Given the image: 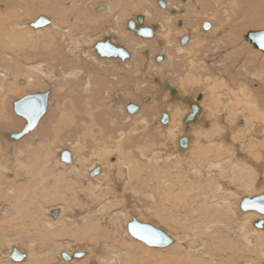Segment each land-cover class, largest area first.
Segmentation results:
<instances>
[{"label":"bare ground","instance_id":"1","mask_svg":"<svg viewBox=\"0 0 264 264\" xmlns=\"http://www.w3.org/2000/svg\"><path fill=\"white\" fill-rule=\"evenodd\" d=\"M5 1H7L5 9L7 8L10 10L11 7L17 9L16 14H14V13L11 14L7 11L9 13V16H5L6 18H0V56L2 54L6 55V59L11 60L10 61L11 64L9 63L10 65L15 66L16 68H20V67H18L19 65L16 66V63H15L17 61L18 53H20V48L18 50V53H17V49H12V48H16L17 43H19V41L15 42V38L20 33L24 37V39L21 41L23 42L26 40L27 41L26 44H28L29 43L28 40H32V38H34L35 36L38 37V36L42 35L43 33L46 34V32H48L49 30H55V31L57 30L56 33H58V34L60 33V40L63 44V45H59V46H61L62 48L59 47L60 50L57 54L56 53H49V54L47 53V55L48 56L53 55L54 58L59 59L58 61L60 62L59 63L60 65H57V66H61V67H58V68H61V75L65 76L68 79L78 78L80 83H82L84 85V88H86L85 92L87 94L91 93V92L93 93V91H95V90H93L95 88V86L93 88V84H94L93 79H97L95 81L100 80V81H98V85H100V86L97 85L98 87H96V88H100V91H102L103 89L105 90V88L103 86L102 87L103 89H102L101 84L105 85V83L109 80L110 76L113 77L114 79L118 77V79L121 82L122 81L124 82L125 77H128V76L133 77L132 75H127V76L123 75V74H125V72L127 74L129 66L132 65L133 68H135L137 66V63L134 61L135 57H134V59L132 58V56L134 54H131L130 48H127L126 46H124L127 50L129 49V52H130V57L126 58V59H122L119 56L117 57V56L101 55L97 52V50L95 48V45L97 44V42L104 41V40H106V38H109L111 40V42L115 43L118 46H122L121 44L117 43L118 39L121 42L125 39V37H124L125 32L119 30L120 29L119 24H122V23L121 22L118 23V21H120L119 17L121 15L119 16L117 14L118 13L120 14V12L117 10V8H115L116 5L114 7L113 5L110 4L112 1L110 3H107V4L106 3H100L102 5H97V6L91 5L96 10H98V12L100 10V7L104 6V8L102 9L104 11L100 10V13L98 15V21H97V18H95L96 17V15H95L94 18L89 17L90 18V19H88L89 22L94 23L92 26L96 27V28L98 27L99 29L100 28L102 29L103 25L104 26L107 25V29L104 31L100 30L101 32L98 35H95V38L93 37V40H95L93 42H92V40L90 42L84 41L86 38L84 40H82L83 39L82 36L80 37L78 35L79 36L78 41H75L78 43H75L73 41L74 39L72 38V35L68 34L69 28L68 27L66 28L63 24H64L65 16L68 14V11H69V13H73L74 11L77 13L78 18H79V23H82V21L86 20V18L88 17V15H86V13L89 9L86 10V13L84 12V6L86 8L87 4H88V3L86 4L84 2L85 1L87 2V0H5ZM78 1H80L79 5H78ZM165 1L167 3L166 8H163L162 6H160L158 0L156 3L159 4V6L161 8L168 9L170 13L172 12V10H175V12H172L174 17L171 15H169L170 16L169 18L166 17L167 20H170V21H168V23L169 22L173 23V22H175L176 19L178 20V18L182 19L180 21L182 22L183 26H179L182 29L179 31V35L177 37L179 42H178L177 47L176 46H175L176 48L174 47L176 49L175 55L177 58L180 59V60L177 59L176 61H178V60L181 61V57H182L181 54L187 52V55H189L188 53L190 51V53L193 52V54H191V55H193V57L190 56V58L187 59L188 60L187 65H188V67H190V71L192 70V68L195 69V68H198L199 66L203 67L202 65H199L197 67L196 64L198 63V60L203 59V61L206 62V60H209L208 57H210V56H211V58H213L212 61H210V63L213 66V68L215 67L217 72L221 71V70L220 71L218 70V67L220 68V65H223V64H224V67H226V68H224V71H226L227 68L229 70H231L232 66H230V67L228 66L230 63L227 60L234 57V54L237 53V51H239L238 53H244L245 47H241V48L235 47L234 53L232 55H230V57L224 56L222 53L220 54L221 47L219 44L213 46V45H211L212 44V42H211V44L209 45L210 50L205 49L207 46L206 43L207 42L209 43V41L206 40V43H205V41L203 42V36L198 37L196 35L197 32H195L196 29L194 30L193 28L192 29L190 28V27H192V24L189 22V21H191L189 19L190 17L188 16L189 11H188V14H186L188 9L186 10L183 7L181 8L180 4L177 5V6H179V7H177L173 4L172 1H171V3L169 0L168 1L165 0ZM187 1H188V3H191V5H193L194 8L191 5L190 6L194 10H196V8L198 9V12H196L197 10L193 11V12H196L195 17H194L195 20H197V19L199 20V18H202L200 20V22L203 23L204 18L205 19L210 18V16H211L213 19H215L214 22L211 21L212 27L211 26L209 27L210 30L206 31V30L201 29V27H200L201 33L203 35L205 34L206 37H207V35H209L213 32H215L216 34L222 32V34H223L222 29H225L226 27H231L230 28L231 33L234 32L235 34H237L238 30H242L246 27H251V26L258 25V24L260 25L261 23L264 22V21H259L260 17L264 20V0H229L231 3H230V8L228 10L225 9L224 6L222 5L223 3L226 4L225 1H227V0H223V1H221V0H186V2ZM67 2H68L69 6H64V5H63L64 7L58 6L59 4H62V3L64 4ZM1 4H2V2H1ZM148 5L149 4H147V6ZM2 6H3V4H2ZM137 6H139V5L137 4ZM143 7H144V2H143ZM236 7L238 9H236ZM61 8H62V10H61ZM113 8L116 9L115 14L112 13V12H114ZM185 8H188V7H185ZM35 10H37L38 13L40 11V12L50 13L52 15H56L55 13H60L62 15L56 16L57 17L56 19H55V17L47 16L50 20L49 23L47 25L39 26V27L38 26L37 27L32 26L31 23L33 21L32 22H26V21L23 22L24 19L22 21L21 18H20L21 21L19 20V15L21 17L22 13L32 14V12H35ZM121 12H122V9H121ZM143 12H145V11H143ZM143 12H142V14L135 15L136 19H134L138 22V19H137L138 15H143L145 20L140 25L142 27L147 26L146 19L147 18L149 19V17H147L148 12H145L146 15L143 14ZM158 12H160V11H158ZM158 12L155 11V14H153L155 16L154 19L159 20L158 19L159 16H163V14L161 12L160 13H158ZM220 12L223 13V15H221ZM0 13H2V12H0ZM8 13H6V15ZM109 13L113 14V21L112 22H104L106 20H101L99 22V19L104 18L103 15L106 16ZM174 13H176V15ZM3 14H4V12H3ZM112 14H111V16H112ZM225 14H226V16H225ZM0 15H1V17H3L2 14H0ZM10 15H12V16H10ZM46 15H40V16H46ZM40 16L35 18L34 21H36ZM230 16L232 17L233 21L236 24L232 23L231 26H225L226 23L227 24L229 23L227 21H229L228 19H230L229 18ZM106 17H108V16H106ZM123 17H124V15H123ZM150 17H153V16L151 15ZM156 17H158V18H156ZM70 18L72 19V17H70ZM70 18H68V19H70ZM240 19L242 21H238ZM66 20H67V18H66ZM129 20H131V19H128L127 26H128ZM149 20H151V19H149ZM163 20H165V19L163 18ZM198 20H197V22H198ZM107 21H110V20L108 19ZM200 22H198V23L200 24ZM75 23H74V25L77 27V23L76 24ZM125 23H126V21H125ZM164 23L166 24V22H164ZM86 24H88V22H86ZM166 25L168 26V27L166 26L168 28V30L166 29V32H168V31H170L169 30L170 24L169 25L166 24ZM28 26H30L31 28H29ZM78 26H79V24H78ZM157 26L160 29V28L164 27V24L159 22V23H157V25H155L156 28H158ZM199 26H201V25H199ZM33 27L37 28V29H33ZM84 27H86V26H84ZM150 27L152 28V27H154V25L150 26ZM180 28H178V30ZM197 28H199V27H197ZM86 29H88V27ZM83 30H85V29H83ZM124 30H126V29H124ZM175 30H177V28ZM262 30H264V29H262ZM251 31H257V30H251ZM251 31H249V32H251ZM86 32H87V30H86ZM154 32H155V30L153 29V35H154ZM172 33L173 32H171V34ZM171 34L164 36V38H162V40H159V38L157 37V34L154 37V38L157 37L156 40L154 38H151V37H146L147 39L143 38L145 40H141V44H143V45L145 44L143 47L148 46L149 48H147V49L150 50V51H147V55H145V56H147L148 59H147V61L144 62V66L149 67L150 62L152 61L150 59V56H151V52L153 50H151L150 48L155 46L156 42L158 41L157 43H159V46H161V49L163 50V47H165V46L171 44V42H173V40L170 36ZM220 34H219V36H220ZM22 35H20V36L22 37ZM117 36H118V39L116 38ZM52 37L55 38L54 35ZM121 37H123L122 40H121ZM220 38L223 39V37H221V36H220ZM19 39H20V37H19ZM148 39H152V40H148ZM185 39H187V41H188L187 43L182 42V40H185ZM211 39L213 40V38H211ZM3 40L4 41L7 40V44ZM129 40H130V38H129ZM120 41H118V42H120ZM52 42H54V40H52ZM131 42L133 43V41H131ZM217 42H218V40H217ZM21 44H23V43H21ZM32 44H35V43H32ZM221 44H222V42H221ZM10 46H12V47H10ZM63 46L67 47L66 51H65L66 53H63L64 52ZM88 46H90L92 48L93 53L89 52L90 48H88L89 53L87 52L86 49ZM18 47H19V45H18ZM130 47H131V45H130ZM5 48H7V50L8 49H11V50L6 51ZM21 48H23V47H21ZM32 49H34V48H32ZM145 49H146V47H145ZM257 49H259V48H257ZM134 50H132V51H134ZM167 50L169 51V49H167ZM259 50H261V49H259ZM231 51L229 54H231L233 52V51L232 52ZM214 52H217L219 55H215L214 57H212ZM59 54H60V56H59ZM170 54H169V56H167V54L162 52V53L156 54L155 59L154 58L153 59L157 62V58L162 57V60L163 59L165 60V61H163V64H164L166 61H168L167 58L171 57ZM47 55L45 57H47ZM28 57H31V56H28ZM50 58H51V56H50ZM35 59H36V57H35ZM232 59H234V58H232ZM261 59H262L261 62H259L260 59L255 60V57L247 55L245 57V62H249L250 64H252L251 66H253V67H256V66L258 67V68H256V70L253 73L252 72L251 73L253 74V78L256 81H258L257 83H260V85L263 86L262 88L264 89V55ZM162 60H158V61H162ZM27 61L28 60H26V62ZM142 61H144V60L142 59ZM230 61H232V60H230ZM238 62L239 63L237 64V66H239L238 67L239 72L241 73L242 71H245V68H247L248 66L246 64L242 63V58H241V60H238ZM2 63H4V62H2ZM2 63L0 60V142H2L1 136H4L5 133L8 136L9 134H16V133L20 132V131H17L18 127H19L18 126L19 120L17 117H15V116L10 117L8 114L10 120H7V121L4 120L6 111L9 110V107H8L9 101H7V100H8V96L10 95V92L12 93L15 90H16L15 92H19L21 90H24L26 87L29 88L28 87L29 85L31 88H33L34 86L38 85L37 83L40 80L41 81H48L50 79L49 82L51 83V80H53L51 75L54 76V74L49 73V71H47L48 74L46 73V71L44 70V67H43L45 64H43L41 61L40 62L36 61L35 63L34 62L33 63H29V62L25 63V65L23 66L24 70L22 72H20V71L18 72L13 67H10V65H5ZM86 63H89V65L91 64V66L93 65L96 69L95 68H93V69L89 68V70H88V68L85 66ZM204 64L205 63H203V65ZM161 65H160V67H162ZM205 65H207V64H205ZM233 66H235V65H233ZM72 67H74V69H72ZM208 67L209 66H207V68ZM236 67H235V69H237ZM21 68H22V66H21ZM139 68H136V69L138 70ZM183 68H184V66H183ZM47 69L48 68H46V70ZM130 69H129V71H130ZM145 69L146 68H143L142 71ZM194 69H193V71H194ZM204 69H206V68H204ZM228 69H227V71H228ZM104 70L109 75V77H107V75L104 76L102 74L103 73L102 71H104ZM133 70H132V72H133ZM207 70H209V69H207ZM148 71H149V69H147L146 72H148ZM95 72H98V75H96V76H98L97 78L93 77L94 76L93 74ZM166 72L168 73V71H166ZM195 72L194 73L191 72V73H193V75H194ZM138 73H139V71H138ZM186 73H187V71H186ZM203 73H201V74H203ZM228 73H230V72H228ZM128 74H129V72H128ZM201 74L200 75L198 74V77L201 76ZM238 74H235V75H238ZM170 75H171V73H170ZM172 75H173V73H172ZM193 75L191 74V76H193ZM134 76H135V74H134ZM191 76L188 74L183 75L181 82L183 80L185 82H188L191 88L193 87L194 83H196V82L199 84V83H201V81H203L202 83L204 86L207 84L204 81L205 79L201 80L203 75L201 76L200 79H198V77H197L198 81L196 80V77H195L196 82L194 81V78L191 79ZM206 76H208V75H206ZM249 76H251V74ZM210 77H212V74L210 75ZM213 77H215V74ZM238 77L240 78L241 76H238ZM244 77L246 78V76H244ZM82 78H85V79H82ZM221 78L223 79L224 77L222 76ZM248 78H250V77H248ZM129 79H131V78H129ZM135 79L138 80V78H136V77H135ZM234 79H237V78H233L232 81H234ZM116 80H114V81H116ZM140 80H142V79H140ZM140 80H139L138 84H133V85L128 84L127 87L120 88L117 91L114 90V91H116L117 95L119 93L122 94L120 97V100H117V101H119V102H117V109L118 110L123 112V109L125 106L123 104L124 105V106L122 105L123 108L121 107V104L123 103V102H121V100L123 99V95L126 96L124 99L127 98L126 100L129 99V101H130V98H132L134 100L136 99V97L133 95H135L136 92L140 91L139 90L140 89L139 84H141V82H142ZM211 80H212V78H211ZM219 80H218V83L221 84V81H223V80H220V81ZM228 80H230V79L228 78ZM246 80L247 79H245V82H246ZM208 81H209V78H207L206 82H208ZM159 82H158L159 84L157 83V85H160L159 88L161 87V89H164L162 87L163 83H167L169 85V88H166L168 90L166 94H167L168 98H169V96H171L170 100H178V101L180 100V101H179V103L175 104L176 107L169 109V104H171V103H168V105L166 104V102L169 99H167V101L165 100V103L161 101V103L157 104V103H154L155 99L153 98V96L145 97L144 94L140 95L141 96L140 99L143 97V100L145 99V101H149V102L148 103L144 102L146 105L140 103V105H139L140 110L136 111V112H138V111L139 112L136 114L134 112V115H132L133 114L132 113L127 118L132 119V118H135L137 115L142 116L143 117V122H142L143 127H137L135 123L134 124L131 122L128 123L127 121H126V124L120 123V121H116L117 116H118V113H117L118 111L116 110L117 112H115V110L113 109V107L116 104L111 105L112 103L109 102L110 105L107 104V106L108 105L109 106L106 107V109L103 110V108H102L100 110L93 111L95 109H98V108H96V106H95V108L92 109V107L95 105V103H94V105H93V103L89 104L88 103L89 100H85L82 98L83 100H85L84 102L82 101L83 104L88 103L87 106L86 105L84 106L82 103H81L82 106H78V107H82V108H80V110L78 109L79 112L81 111L80 113L82 115L75 109H73L72 112L75 111L76 113H78V114H76V115L74 114V115L78 117V118H76L77 121L79 120V122L83 123V125L85 127L82 124H80L83 126L82 129L73 128L76 130H73V131L70 130V132L72 134H74L73 136L75 137V135L77 134L78 131H81V130L84 131L85 130V132H86V130H88L90 132L89 136H91V138L94 140V141L93 140L92 141L95 142V144L91 141L92 142L91 148H94V149L91 151L90 154L88 152L87 154L82 153L79 155L77 150L78 149L80 150L81 147H82L81 149H83V146L85 147V145H82L79 142L80 141L85 142V140H87V142H88V140H89L88 139L89 136L87 137L84 135L83 138L85 137V140H81L82 139L81 138L80 141L78 142L79 144H81V147H79L76 150L77 147L75 145L74 146V147H76L75 150H74V148H72L73 150L69 149L72 153L71 154L72 161L70 163L65 162L61 159L60 154H61V151L63 149L60 150V152H59L60 154L57 157H54V160H52V158H53V154H52L53 153V151H52L53 147H52V145H50V146L48 145V147H44V148H47L45 154L42 155V153H43L42 151H41L42 152L41 154H38V153L35 154L37 152V151H35V153H34L35 155H34V154H30L28 152L24 153L19 148L20 144L23 142L22 138H24L25 135L18 140H13V139L8 138V140H9L8 144L10 146L9 147L7 146V148H4V149H1V147H0V197L4 198V200H7V199L9 200L10 197H12L11 193L16 190V186H14V182H16L17 180H19L20 183L23 182V185H20L18 187L21 189L24 188V191H23L24 193H23V196H22V194L19 195L20 200H18L17 205H13L11 210L8 211V215L6 216V217H9L8 223L5 224V222H6L5 221L4 222L5 225L3 226L2 222H1V225H0V245L2 243L1 242L2 239L7 240L8 237H10V236H12L13 238H16L17 241H22L21 236H24L26 238H28V237L32 238L35 235V237L40 239V246H38L39 249L40 248L41 249L46 248L48 246V243H58L59 245L57 247L59 248L60 257H62V252H66L70 255V257H71L70 260H66L63 257H62V259L66 260L68 262H74V263L77 262L75 264H91V263L92 264H149L151 262L154 263L155 261H160L161 263L166 261L167 259H169V257L167 258V256L165 255L166 253L162 254L163 251L161 252V248H159V247H152V246L148 245V247L157 248V249L159 248L158 249V250H160L159 252H151V251H147V250L142 249L145 253H152L153 255L152 254L151 255L154 256V258L156 256L161 257V259L159 258V259H151V260L145 261L146 259L143 258L144 256H142V259H145V260H142L141 256L139 259V257H138L139 255L135 254L134 250H136V249L134 248V245H129V243L127 244L124 242H121L122 244H119L120 242H118L117 239L115 240V238H117V231L119 234V230H118L119 225L116 226V224L113 222L115 219H118L115 216H113L112 220H110V222H109V224H111L113 229H111V230L109 229V231L108 230H102L103 228L101 229V227H104V225L102 224V220H101V217H102L101 214L103 213V211L105 209L108 210V208H106L105 205L107 204V207L108 206L110 207L112 205V200H115L116 197L122 198L124 196L123 186H122V188L121 187L119 188V185H123V184H122V182H121V184H119V182H118V179L120 176H117V174H116L117 167L118 168L121 167L120 170L124 171V173H125V177H122V179L123 178L128 179L129 174L130 173L132 174V170L134 168L133 167L131 170L133 162L136 163V166L138 167V170L136 169L137 167L135 168L137 170V172L133 171L137 175H138V172H140V170L141 171L144 170L143 169L144 167H142V165H144V164H142V163L146 162V167L150 168V171H148V173L150 174V176L153 174V176H152L153 179L155 177V180H156L157 175H159L158 173H159L160 169H162L164 171V176H160V177L164 178V180H163L164 182L161 183L162 187L160 189L161 195H162L161 198L165 199L164 201H166L167 206L169 208H173L174 212H178V210H177L178 206H179V209H180V206H181V208L185 207V209L187 207L189 208V205H187V204H189V203L191 204L194 200L197 199L196 196H198L196 194V196H195L196 199L194 197H192V198H194V200L192 202H190V200L187 198L188 188L186 190L185 187L181 186L182 183L179 185V182H181L183 179L186 178V180H188L190 182V180L188 178L191 179L193 177V180H195V179L201 177V175H202V178H203V175L204 176L205 175H212L213 177L211 176V178H210L211 180H213L212 178H215V179L217 178L220 180V183L218 184L216 182V180L214 179L216 184H218L217 187L215 186L216 188L214 189V191L218 192V194H214L213 197L210 198V196L206 192V195L209 196L207 198H210L209 201L210 202L212 201V202H211V206L209 207V209H207L205 207L202 208V206H201V209L199 210L200 211L199 214L201 215V213H204L205 211L206 212L201 217L198 216V220H200V221H198V220L196 221V224H198V225L195 227L192 226L191 231L188 229H187V231L185 230L183 235H181L182 232L180 233L181 230H179L180 228L182 229V227H180L179 229L176 228L178 230V232L176 231L177 233L175 232L176 234L175 235L173 234L174 236L170 235L172 237L173 241L176 242V245L173 244V242H172V244L165 246V247H162V248H166V249L168 248L167 251H169V253L173 252V251L174 252L178 251L181 254H183V256L175 255L176 258H174L172 255V257H173L172 260H177V263H178V261L181 263H183V262L188 263V261H191L192 263H195V264H202V263L204 264V262L207 260H205L203 262L201 257H200V259L195 258V259H199V261H196L194 258L191 259L190 257H191V255L196 256L195 253L201 252V251L203 252V254H208L209 249L207 250L206 246H207V244L209 245V243L204 241V239L202 237H203V235H206L205 232L207 233V232H213V231L214 232L217 231L219 233L218 235H220V234L222 235V237H219V240H220V248L219 249L222 250V254H223V251H227V250L229 251V250H232L233 248L235 249V251L233 253L234 254L236 253V255H229L231 253V251H230V253L228 255H229V257L230 256L231 257L228 258V256H227L228 264L232 263V262L234 263L236 260V257H237L238 261L240 259H244L245 264H255L256 258L249 256L247 253V252H250L254 256L255 253L253 251H255V252L257 251L256 253H258L257 255H259V258L261 261H262V259L264 260V214H261L257 211H254V210H243L241 208V204H242L244 198H249V197L253 198L252 197L253 193L256 194V191H259V190L263 191L264 190V175L261 173V170H259L262 168L261 167L262 165L264 166V105H263L264 104V98L262 95L263 91H261L259 89H255V90L250 91V90H248L247 86L245 85L247 83L244 84V82H243V85H241V84L238 85V87H239L238 92L239 93H237V94L234 93V90L236 89L235 87H232V89L235 88L232 90L230 85L225 86L227 89H225V87L223 86V88L225 90L223 89L222 91H219V90L214 89L215 90L214 92L212 90V96H210V100H212L213 104L211 103L209 105V107L207 108L206 107L207 104L205 103L206 101L204 102V100H205L204 99V97H205L204 93H202L203 94L202 99L198 100V98H197L198 96L197 97L185 96L186 90L185 91L182 90V88H179L180 86L179 87L174 86L168 80H163V79L159 78ZM185 82H184V84H185ZM125 83H126V81H125ZM210 83H212L211 86H214V88H216V86L214 85L215 83L214 84H213V82H210ZM95 84H96V82H95ZM108 84L106 85L107 87H108ZM118 84H120L119 81H118ZM123 84L121 83V85H123ZM184 84H182V85H184ZM229 84H231V83H229ZM76 85H78V84L76 83ZM208 85H210V84H208ZM222 85H226V84L224 83ZM185 86H186V84H185ZM120 87H122V86H120ZM27 88L25 90H28ZM31 88H29L30 90H28V91H31ZM171 88H175L177 90V94L174 97L171 95ZM110 89L111 88H109L108 89L109 91L106 92V94H107L106 98L108 100H110V98H112L111 93H110ZM217 89H221V87H219V88L217 87ZM35 90H36V88H35ZM97 91H99V89ZM97 91L94 93H97ZM183 91H184V93H183ZM207 91H209V90H207ZM140 92L148 93L144 90H141ZM132 93H133V95H131ZM205 93H207V92L205 91ZM29 94H36V93H29ZM29 94H25L24 96L29 95ZM103 94H105V93H103ZM113 94H115V93L113 92ZM92 95H94V94H92ZM130 95H131V97H130ZM151 95H153V93ZM160 95H161V93H160ZM208 95H209V93H208ZM87 96H85V97L87 98ZM94 96H93V98H94ZM253 96H255V98ZM207 97H206V100H207ZM89 98L90 97L88 96V99ZM93 98H90V99H93ZM82 99H79V100H82ZM94 99L91 102H94L95 101ZM186 99H190V100L187 101ZM15 101L16 100L12 101V103H11L12 105L10 106L11 109H14V102ZM129 101L125 102V104L126 103L130 104ZM163 101H164V99H163ZM102 102H105V99ZM107 102L108 101H106V103ZM181 102L185 103V106H186V104H188L189 106H187V107H189V108L191 106V103L198 104L200 107V110L196 114V120L190 122L189 124L198 122V120L201 119V116L198 117V114L201 113V111L203 112L202 114L206 113L207 116L206 115L204 116L205 120L203 123H201V125L199 127L201 129H199V130H202L200 132H203V134H201V135L209 134L208 137H206V138H203L201 136L199 137L198 135H195L192 132H189L188 128L190 126H189V124H187L185 122V119L192 112V109L190 108L191 111L187 115L184 114L182 116L183 112L185 113V109H184V111H182L184 105L181 108V106H182V105H180ZM259 103L262 105H260ZM91 104H92V106H91ZM135 105H137V104H135ZM166 105H167V108H166ZM249 105L250 106L253 105L254 108H251V107L249 108ZM98 107L100 108V106H98ZM161 112H162V114H161ZM163 112H165L168 115L167 122L161 121V119L163 117ZM1 113L3 114L2 117H1ZM63 113H66V112L63 111ZM128 113H126V114H128ZM176 113H178L177 115L179 118H176ZM79 114H80V116H79ZM238 114L241 115V117H240V119L242 121L240 123L241 125H240V127L237 126V128L236 127L233 128V127H231L230 123H231V121L235 120V119L232 120L233 117L236 118ZM66 115H67V113H66ZM63 116H64V114H63ZM72 116H73V114H72ZM72 116L71 117L69 116L70 117L69 121L71 123H74L71 120L73 118ZM149 116H151V117L147 118ZM119 117H121V115ZM122 117H124V116H122ZM142 117H140V118H142ZM206 117H208V118H206ZM60 118L62 119V115H60ZM64 118L65 117H63L62 120H64ZM197 118H198V120H197ZM66 119H67V117H66ZM140 120H142V119H140ZM26 122H27V120H25L24 126L26 125ZM60 122H62V121H60ZM65 122H66V120H65ZM68 122H66V123H68ZM50 123H51V121L49 123H45V121L42 123V121H39L38 125L35 127L36 130L34 131V132H36V135H38V133L41 132L42 135L45 134L46 139L47 138L49 139ZM183 123H185V125H186L185 129H184ZM55 124H57V125H55ZM55 124H54V129H56L57 132L60 131L59 121L56 122ZM68 124H70V123H68ZM94 124L100 125V126H98V127H100V129L98 130V133H99L98 136L96 135L97 137L95 136V130L92 129L93 127H95ZM77 125H78V122H77ZM69 126H68V128H69ZM138 126H139V124H138ZM98 127L96 126V130L98 129ZM152 128H153V130L155 129L154 131H156L158 129L159 133L158 134L156 133L157 136H153L151 134ZM260 128H261L263 133L259 132ZM1 129H5V130L7 129V131L2 132ZM93 130H94V132H93ZM63 131H60V134ZM239 131L245 132V135L248 133L247 134L248 137L246 140L248 145L251 143L252 144L254 143V145L251 144V146H253L252 148L256 153L255 154V159H256L255 161L251 160V158H249L250 156L249 157H247L246 155L241 156V153H240L241 150L236 149L237 148L236 145H238V147H239V144H236L234 137H235V133H239ZM152 133H154V132H152ZM214 133H217V134H214ZM81 134H82V132H81ZM86 134L88 135V132ZM38 136H40V135H38ZM56 137L60 138L59 136H56ZM86 137H87V139H86ZM54 138L52 141L49 140L48 142L49 143L53 142ZM75 138H77V136ZM75 138H71V139L75 140ZM113 138H116V140H114ZM182 138H188V145L186 147H182L180 145V141ZM112 139L115 142H112ZM226 139H228V141L230 143H226L225 142V141H227ZM78 140H79V138H78ZM78 140H76V141H78ZM46 142H47V140H46ZM55 142H53V143L55 144ZM232 142H234V147L236 146L235 149L233 148V150L231 148V146L233 145ZM69 143H70V141H69ZM167 143H169V145H172L171 151H168L170 148L166 149L168 147V146H166ZM228 144H231V146L229 147ZM241 145H245V144H241ZM41 146H45V145L41 144ZM254 147H255V149H254ZM38 148H40V147H38ZM38 148L36 147V149H38ZM163 148L166 150H164ZM251 149H250V151H251ZM40 150H43V148L42 149L40 148ZM117 150H119L118 153H117ZM125 150L128 151V154L126 153L128 155L127 156L128 160H125L127 157H125L126 155L124 152L123 153L125 155L124 156L125 159L120 154V152L125 151ZM85 151H87V150H85ZM136 151L139 154L138 157L140 158L139 159L140 161L135 157ZM226 151L227 152L233 151L234 156H233V153L231 154L230 152H228L227 154L230 153L229 156L227 155L229 158L226 157L225 156ZM30 152H32V151H30ZM132 152H134V153H132ZM235 153H236V156H238V158L241 159L240 161L246 160L245 158H248V161L250 160V162L255 167H257L258 169L253 168L251 165H248L245 163L240 164L241 162H239L238 159H236ZM4 156L5 157L9 156L10 159H12V160H10L11 162L8 160L5 161ZM112 156H116L114 159L115 161H111L110 158ZM129 157L130 158L135 157V159H137L138 161L132 162L131 159H129ZM6 158L9 159L8 157H6ZM128 161H130V163ZM138 162H139V164H142V165H140L142 167V169H140L141 167L139 166ZM140 162H142V163H140ZM262 162H263V164H262ZM177 166L178 167L180 166L184 172L181 169H179ZM98 167L100 168V173H98L96 176L92 175L94 170ZM115 167H116V169H115ZM174 169L176 171H174ZM171 170H172V172H171ZM257 170H258V172H257ZM262 170H264V168ZM145 171L147 172V170H145ZM262 172L264 173V171H262ZM11 174L14 176V179H10L12 177V176H10ZM140 175L144 176L146 174H144V175L140 174ZM140 175H139V177H140ZM216 175H217V177H216ZM134 176L135 175H133V177ZM258 176H259V178H258ZM145 177H147V175ZM9 179L11 181H9ZM137 179H139V178L137 177ZM151 179L152 178H149V180H151ZM158 180H159V178H158ZM161 180H160V182H161ZM47 181L49 182L48 185L45 184ZM120 181H121V179H120ZM142 181H143V179H142ZM146 182H147V180H146ZM203 182L207 183L208 180L207 181L204 180ZM258 183H260V184L258 185ZM125 184L130 185V183H128V182L127 183L125 182ZM143 184H142V186H143ZM157 184H158V182H157ZM186 184H187V181H186ZM192 184H193V182L191 181L190 185L192 186ZM195 184H197V183H195ZM216 184H214V185H216ZM255 184L257 187H259V189L255 186ZM86 185H88V186H86ZM114 185H117L116 186L117 189H115V191L118 190L119 193L117 192L118 194L116 196L115 195L110 196L109 194H110V192H112V190H110L109 188L113 189ZM129 185H128V188L130 189ZM198 185H199V181H198ZM211 185H213V183H211ZM36 186H39V188L41 187L44 189L46 187L50 188L49 195L52 196L51 199H53V200L49 201V202L52 204L53 202L55 203L57 201L58 202L60 201L61 204L59 205V207H57L55 209H52L53 207L49 208L50 206L46 207L47 204H44L42 202L44 200L43 198H44L45 194H44L43 198H41L42 200H40V198L38 199L37 195H38L39 191H41L42 189L41 190L39 189V191H37ZM204 186H205V184H204ZM206 186H205V189H207ZM156 187H155V189L158 190ZM197 187L200 189L201 186H197ZM133 188H135V187H133ZM149 188L146 189L145 195H143L144 193L141 194V195H143L141 197V199H142L141 202L145 201L144 203H141V204H143L144 206L149 205L148 208L151 209L154 206H156L157 202L159 201L158 198H160V197H158V196H160V194L156 195L157 191H156V193H154V191L149 189ZM212 188H214V186ZM6 189L9 192L7 191V194L5 195L4 190H6ZM192 189L194 190V188L191 187V189L188 190V192L189 191L191 192ZM138 190H140V188ZM18 191H19V189H18ZM131 191H132V188H131ZM131 191H130V194L132 192H134V191H132V192ZM80 192H82V195L84 192L85 195L87 196V198L92 201V205H91V207H88V210L89 211L93 210L96 218H93L91 215L89 216L90 222H89V225L87 223V225H88L87 228H86V226L84 228L81 226V228H83V229H81L80 227H78V228H80V229H78L76 224H75L76 228H73L74 230L73 229L72 230L74 232L75 229H76V231L78 229L79 230L78 232H80V233L77 232L80 235V236H78L77 233L71 234L70 229H69V231H67L66 229H64L65 227H63V226H62L63 228L59 227V223H57V222L58 221L61 222L64 219L63 213H67L66 218L68 217V219L72 220L73 215H74L73 212L75 211L74 206L77 205L79 202L78 201L76 204L75 201L78 200V193H80ZM190 192H189V194H190ZM40 193H42V192H40ZM127 193H128V191H127ZM127 193L125 192V194H127ZM137 193H139V191ZM7 195H9V196L7 197ZM134 195H133V199H134ZM136 195H138V194H136ZM20 196H22V197L20 198ZM50 196H49V198H50ZM257 196H260V195H257ZM25 197L28 198V201H26ZM254 197H256V196H254ZM2 198H1V200H2ZM126 198L129 199L130 195H129V197H128V195H127V197L126 196L124 197V199H126ZM13 199H14V197H13ZM37 199L39 200V202L37 201ZM190 199H191V196H190ZM202 200H205V198H203ZM2 202H3V200H2ZM16 202H17V200H16ZM118 202H120V200ZM133 203L135 204V202H133ZM139 203H140V201H139ZM164 203L165 202H163V204ZM118 204H121V203H118ZM137 204H138V202H137ZM163 204H162V206L164 207ZM61 205H63V206L61 207ZM131 205H132V203H131ZM195 205H197V204H195ZM130 206H128V208H130ZM205 206L207 207V205H205ZM66 207H67V209H70L69 213H68V211L65 212ZM83 208L81 207V209H83ZM157 208H158V206H157ZM188 208L186 210H188ZM199 208H200V206H199ZM218 208L221 209L222 217H220V216H219L220 218L218 216L214 217L215 216L214 213H213L214 214L213 218L210 216L212 214L206 216L207 212H209L211 210L213 212L215 209L216 210L214 212H216ZM142 209H140V210H142ZM155 209H156V207H155ZM159 209L161 211L160 207H159ZM185 209H183V210H185ZM192 209H193V205H192ZM194 209H196V208H194ZM54 210H56L57 214L53 215L54 218L52 219L49 217V215H47V212L51 211L53 214ZM168 210H170V209H168ZM79 211H80V209H79ZM84 211H81L80 214H84L85 213ZM127 211L129 212L130 210H127ZM127 211H125V212H127ZM132 211H134V210H132ZM153 211H154V209H153ZM162 211H163V209H162ZM164 211H163V213H164ZM196 211H197V209H196ZM2 212H3L2 204L0 203V216L2 215ZM125 212H124V214H127ZM140 212H142V211H140ZM191 212H188V213H191ZM166 213H168V212H166ZM181 213L183 214V212H181ZM120 214H121V211H120ZM142 214H143V212H142ZM169 214L170 213H168L167 216H170ZM217 214H218V211H217L216 215ZM104 215L105 214H103V217H104ZM109 215H111V214H109ZM109 215H108V217H110ZM219 215H221V213H219ZM121 216H125V215H121ZM129 216H131V214ZM188 216H192V213H191V215L188 214ZM205 216L207 217V219L205 218ZM208 216H210L211 219H208ZM6 217H5V219H7ZM177 217L180 218L179 216H177ZM192 217H194V216H192ZM61 218H63V219H61ZM97 218H99V219H97ZM165 218H167V217H165ZM259 218L260 219L262 218L261 221ZM128 219L129 218H126V216H125V218H123V225L120 226L122 228H124V226H125L127 228V231H128L127 226H128V222H129ZM171 219H172V217H171ZM204 219L208 220V223H206V224L204 223L203 224L204 226H203L201 223H203L202 220H204ZM257 219H259L258 221L263 223L261 226H258L259 222L257 221ZM77 220H79V219H77ZM167 220H168V218L166 219V221ZM215 220L216 221L219 220V221L216 222ZM72 221H70V222H72ZM105 221H106V219H105ZM107 221H108V219H107ZM107 221H106V223H107ZM172 221H174L177 225H178V223H180L179 220H177V219L176 220L172 219ZM64 222L65 221H63V223ZM209 222H211V223L209 224ZM73 223H76V220ZM167 223H169V222L167 221ZM78 225H79V223H78ZM56 226H57V229L55 231H52ZM255 226H256V228H255ZM186 228H187V226H186ZM201 229H203V230H201ZM6 232L9 234L7 235ZM128 234H130L129 231H128ZM214 235H216V234H214ZM101 236L103 238L106 236H109L107 238L110 239V237H111L114 239V240L112 239V241L111 240L109 241V242H111V245H112L111 249H106L105 248L106 246L104 245V249L101 250L103 253L101 251H99L101 249V245H102V243L100 241L101 239H99ZM130 236H132V235L130 234ZM214 238H215V236H214ZM212 240H213V238H212ZM212 240H211V243H213ZM219 240H218V242H219ZM72 241H74V242L75 241H81V242H84V241L87 242L88 241V246L90 247L89 250H87V249L77 250V251L84 252L83 257H80V258H74L73 257V253L76 251L71 252L70 249L68 248L69 244H71ZM131 244H133V242ZM17 245L14 242H12V240L8 241V247L9 248L6 251L7 248L5 247V252L0 250V253H1L0 257L1 258L8 257L9 259L15 261L14 263L12 262V264H15L16 262H20V261H25V262L18 263V264H25L26 261H28L29 256L31 254L30 250H28V252H27V251L19 248V245L18 246ZM178 245H180V247ZM213 245H215V243ZM217 245H218V243H217ZM30 246H31L30 248L35 251V242L33 240L30 241ZM102 247H103V245H102ZM200 247H203V249L197 250V248H200ZM208 247H210V246H208ZM15 248L19 249V251L21 253H23V255H24L23 259L15 260V259L11 258V256H10L11 252ZM80 248H84V247H80ZM152 248H150V249H152ZM153 250H156V249H153ZM212 250H214V248ZM215 250L218 251V248ZM240 250H242V251L240 252ZM91 251H94L95 253H96V251H99L100 254L93 256L90 253ZM133 252H134V254H133L134 257L132 256ZM211 252H213V251H211ZM220 253L221 252H219V256H220ZM227 253L228 252H225L226 255H227ZM233 253H231V254H233ZM243 253H245V254H243ZM214 254H216V253H214ZM148 255H150V254H148ZM169 255H171V254H169ZM208 256H211V255L208 254ZM148 257H146V258H148ZM206 258H210V257H206ZM211 258H212V256H211ZM221 258H224V257H221ZM234 258H235V260L233 261ZM76 259L79 261H74ZM48 260H49L48 256H46V258L35 257L34 261L32 260L33 262L28 263V264H46L45 262H47ZM192 260H195V261H192ZM218 260L220 261L219 258H218ZM209 261L215 262L216 259L214 257L213 259H211ZM221 261H223V259H221ZM221 261L219 264L222 263ZM69 264H72V263H69ZM235 264H237V262Z\"/></svg>","mask_w":264,"mask_h":264},{"label":"rangeland","instance_id":"2","mask_svg":"<svg viewBox=\"0 0 264 264\" xmlns=\"http://www.w3.org/2000/svg\"><path fill=\"white\" fill-rule=\"evenodd\" d=\"M112 1V2H111ZM126 1V2H125ZM168 1V0H167ZM170 1V3H171V1L173 2V4L175 5V6H177V5H179L180 4V7L182 8H184V9H188L187 10V13L186 14H188V11H189V19L191 20V21H189L191 24H192V27H190L191 29L193 28L194 30L196 29V31L195 32H197L196 33V35L199 37V36H203V42L205 41V43H206V40L207 41H209V43L207 44L206 43V48L205 49H207V50H210V44H211V42H212V44L211 45H213V46H215V45H220V47H221V50H220V54L222 53L224 56H228V57H230V55H232L233 53H234V50H235V47H237V48H241V47H245V52L244 53H238L239 51H237V53H235L234 54V57H232V58H234V59H228L227 61H229V67L230 66H232V68H231V70H229L228 68V71H227V69H226V71H224V68H226V67H224V64L223 65H220V68L218 67V70L220 71V72H217L216 71V69H215V67L213 68V66L211 65V63H210V61H212V59L213 58H211V56L210 57H208L209 58V60H206V62L205 61H203V59H200V60H198V63L196 64L197 65V67L199 66V65H202L203 67H201V66H199L198 68H192V70L190 71V67H188V65H187V59L188 58H190V56H192L193 57V55H191V54H193V52H191L190 53V51H189V55H187V52L186 53H183V54H181L182 55V57H181V61H179L180 59L179 58H177L176 57V47H177V45H178V42H179V40L177 39V37H178V35H179V31L182 29V28H180L179 26H183V25H180L179 24V22H180V20H182V19H180V18H178V20L176 19L175 20V22H173V23H171V22H169L168 23V21H170V20H167L166 19V17H170L169 15H171V16H173L174 17V15H173V13L171 12H169V10L168 9H163V8H161L160 6H159V4H157L156 2H157V0H87V2L85 1L84 3H88L87 4V7L85 8V6H84V12L86 13V10H88L87 11V13H86V15H88V17L86 18V20H84V21H82V23H79V18H78V15H77V13L74 11L73 13H69V11H68V16L66 15L65 16V20H66V18H67V20L65 21L64 20V26L67 28H69V35L71 34L72 35V38L74 39L73 41L75 42V41H78V37L80 36H82V40H84L85 38V40L84 41H88V42H90L91 40H92V42L93 41H95V40H93V37L95 38V35H98L101 31L100 30H102V31H104V30H106L107 29V25H103V28L101 29H99L98 27L96 28V27H93L92 25L94 24V23H91V22H89V20L88 19H90V18H94L95 17V15H96V17L95 18H97V21H98V15H99V13H100V10H99V12H98V10H96L93 6H97V5H102V4H100V3H110L111 5H113L114 7H115V5H116V7L115 8H117V10L120 12V14L118 13L117 15H121L120 17H119V20L120 21H118V23H122V24H119V30L120 31H124L125 32V39L121 42L119 39H118V36L116 37L117 39H118V41H120V42H118L117 41V43H119V44H121L122 46H126L127 48H130V50H131V54H134L133 56H132V58L134 59V57H135V59H134V61L137 63V66L135 67V68H133V66L131 65V66H129V68H128V72H129V74H128V72H127V74H126V72H125V74H123L124 76H127V75H132L133 77H130V76H128V77H125L124 79V82L122 81H120L119 79H118V77L117 78H113V77H109V75L105 72V70L104 71H102L103 73V75L105 76V75H107V77H109V80L105 83V85H103V84H101V88L104 86V88H105V90L103 89H101L102 91H100V88H96V87H98V86H100V85H98V81H100V80H98V81H95V80H97V79H93V82H94V84H93V88H94V86H95V88L93 89V90H95V91H93V93L92 94H94V95H92L91 93H86L85 91V89L86 88H84V85L82 84V83H80V81L78 80V78H71V79H68V78H66L65 76H63V75H61V68H58V67H61V66H57V65H60L59 63V59H56V58H54L53 57V55H50L51 56V58H50V56H48L47 55V53L49 54V53H58L59 52V50H60V48L59 47H61V46H59V45H63L62 44V42H61V40H60V33L58 34V33H56L57 32V30L55 31V30H49L48 32H46V34L45 33H43L42 35H40V36H35L34 38H32V40H28V44H26L27 43V41L25 40V41H21V40H23L24 39V37H23V35L20 33L18 36L20 37V39H19V37L18 36H16V38H15V42L17 41H19V43H17V46H16V48H12V49H17V53H18V50H19V48H20V53H18V56H17V61L15 62L16 63V66H18V67H20V68H16L15 66H12V65H10L11 63H10V61L11 60H7L6 59V55H4V54H2L1 56H0V60H1V63L2 62H4V63H2V64H5V65H10V67H13L16 71H20V72H22L23 70H24V65H25V63H27V62H29V63H35L36 61L37 62H42L43 64H45L43 67H44V70L46 71V73L48 74V72L47 71H49V73H51V74H54V76H52L51 75V77H52V79L53 80H51V83L49 82V80L48 81H38V85H36V86H34L33 88H31L30 87V85L28 86L29 88H31V91H28V90H30L29 88H27L28 90H21V91H19V92H15V91H13L12 93L10 92V95L8 96V100L7 101H9V103H8V107H9V110H7L6 111V114H5V121H7V120H10V118H9V116L11 117H13V116H15V117H17L18 118V120H19V127H18V130L17 131H21L23 128H24V124H25V118L24 117H22V116H20V115H18V114H16L15 113V111H14V109H11L10 108V106L12 105L11 103H12V101L13 100H19L20 98H22L25 94H29V93H42V92H46V91H50V98H49V102H48V108H47V112H46V114L41 118V120L40 121H42V123L45 121V123H49L50 121H51V123H50V131H49V139L47 138H45L46 136H45V134H41V132L40 133H38V135H40V136H38V135H36V132H34L36 129H33L32 131H30L27 135H25V137L24 138H22V143L20 144V150L22 151V152H24V153H30V154H34L35 153V151H37L35 154H41L42 152V155L43 154H45V152H46V150H47V148H44V147H48V145L50 146V145H52V147H53V158H52V160H54V157H57L60 153V150H62V149H71V150H73L72 148H74V150H75V148H76V150L79 148V147H81V144L82 145H85V147L83 146V149H81L80 148V150L78 149L77 151H78V154L80 155V154H82V153H84V154H87L88 152H89V154L91 153V151L94 149V148H91V146H92V142L94 141L92 138H91V136H89V134H90V132L88 131V130H86V132H85V130L84 131H78L77 132V134L75 135V137L77 136V138H75L73 135L74 134H72L71 132H70V130H76V129H78V128H80V129H82V127L84 126L83 125V123H80L79 122V120L77 121V119L76 118H78L77 116H75L76 114H78V113H76L75 111L74 112H72L73 111V109H75V110H77L78 112H79V110H80V108H82V107H78V106H82V101L84 102L85 100H89V104L90 103H93V105H94V103H95V105L92 107V109L93 108H95V106H96V108H98V109H95V110H93V111H97V110H100V109H102L103 108V110L104 109H106V107H108L109 105H110V103H112L111 105H115L114 107H113V109L115 110V112H117L118 113V116H117V120L116 121H120V123H123V124H126V121L128 122V123H135L136 124V126L137 127H143V125H142V122H143V117L142 116H140V115H137L135 118H132V119H128L127 117H129V115L130 114H132V113H128V110H127V106L129 105L128 103H126L125 104V102H127V101H129V99L128 100H126V99H124L126 96L125 95H123V99L121 100V102H123L122 104H121V107L123 108V106H124V109H123V112L122 111H120V110H118L117 109V102H119V101H117V100H120V97H121V95L122 94H116V91L117 90H119L120 88H123V87H127V85L129 84H138V82H139V80L140 79H142V80H140V81H144L143 83L141 82V84H139V87H140V91L141 90H144V91H146V92H148V93H142V92H140V91H138V92H136V94L135 95H133V93L131 94V95H133V96H135L136 97V99L134 100V99H132V98H130V101H129V103H133V104H137L138 105V107H140L139 105H140V103H142V104H145V103H148L149 101H145V99L143 100V97L140 99V95H142V94H144L145 95V97H149V96H153V98L155 99V102L154 103H157V104H159V103H161V101L162 102H164L165 103V100L167 101V99H169L167 102H166V104L168 105V103H171V104H169V109H171V108H174V107H176L175 106V104L176 103H179V101L178 100H170L171 99V96H169V98L167 97V89H161V87L159 88V86L160 85H157V81L155 80V78H160V79H163V80H168L169 82H171L174 86H177V87H179V88H182V90H186L185 91V96H191V97H197L199 94H201V93H204L205 94V97H204V102L207 104L206 105V107L208 108L209 107V105L212 103V100H210V96H212V90H213V92L215 91L214 89H216V90H219V91H222L224 88H223V86L225 87V86H231V89H232V87H235V88H233V89H235L234 90V93H239L238 91H239V87H238V85L239 84H241V85H243V82H244V84L245 83H247V84H245L246 86H247V88H248V90H250V91H252V90H255V89H259V90H261V91H263V93H262V95H263V98H264V89L262 88L263 86H261L260 85V83H257L258 81H256L254 78H253V72L256 70V68H258L257 66L256 67H253V66H251L252 64H250L249 62H245V57L247 56V55H249V56H253V57H255V60H259V62H261V58L263 57V55H264V51H262V50H259V49H257L255 46H254V44L251 42V41H249V40H247L246 38H245V36H246V34L249 32V31H251V30H262V29H264V22L263 23H261L259 26L258 25H255V26H251V27H246V28H244V29H242V30H238L236 33L237 34H235L234 32L233 33H231V30H230V28L231 27H226L225 29H222V31H223V34H222V32H220V33H215V32H213V33H211V34H209V35H207V37H206V35L204 34H202L201 33V30H200V27H201V29H203V30H210V28H208V29H205V27H204V24L205 23H209L210 24V26L212 27V23H211V21H215V19H213L211 16H210V18H204V22L203 23H201L200 22V20L202 19V18H199V20H198V22H200V24L197 22V20H195V14H196V12H198V9L196 8V10H194L193 8V5H191V3H188V1L186 2V0L184 1V0H169ZM221 1H223V0H221ZM229 0H227V1H225V3L226 4H222L223 6H224V8L225 9H229L230 8V1L228 2ZM1 2H2V4H3V6H2V4H1ZM6 2L7 1H5V0H0V12H2V13H0V14H2V16L3 17H1V15H0V18H6L5 16H9V13H14V14H16V11H17V9H15V8H10V10L9 9H5V7H6ZM83 2V1H82ZM94 2V3H93ZM130 2V3H129ZM139 2V3H138ZM142 4H141V3ZM143 2H144V7H143ZM175 2V3H174ZM5 3V4H4ZM91 3V4H90ZM229 3V4H228ZM67 4V5H66ZM80 4V1H78V5ZM123 4V5H122ZM134 4V5H133ZM137 4L139 5V6H137ZM147 4H149L148 6H147ZM69 6L68 5V2L67 3H62V4H59L58 6H61V7H64V6ZM91 5H93V6H91ZM138 7H136V6ZM185 5V6H184ZM188 5V6H187ZM193 7H191V6ZM227 5V6H226ZM112 6V7H113ZM118 6V7H117ZM129 6V7H128ZM226 6V7H225ZM131 7V8H130ZM177 7H179V6H177ZM185 7H188V8H185ZM191 7V8H190ZM238 7V6H237ZM236 7V9H238ZM2 8V9H1ZM115 8H113L114 9V12H112V13H114L115 14ZM128 8V9H127ZM158 10H157V9ZM121 9H122V12H121ZM136 9V10H135ZM14 12H13V11ZM61 10H62V8H61ZM168 10V11H167ZM222 10V9H221ZM9 13H8V12ZM101 11H104V10H101ZM143 11H145V12H148L147 13V17H149V19H151V20H149L148 18L146 19V24H147V26H153V25H157V23H159V22H161V23H163L164 24V27H162V28H160L159 29V27L158 28H154V27H152V29H154L155 30V32H154V35L153 36H151V38H154L155 36H156V34H157V37L159 38V40H162V38H164V36H166V35H168V34H171V32H173L170 36H171V38H172V40H173V42H171V44H169V45H167V46H165V47H163V50L161 49V46H159V43H157L156 41V45L155 46H153L152 48H150L151 50H153L152 52H151V56H150V59L152 60L151 62H150V64H149V67L148 66H144V62L145 61H147V56H145L144 55V51L145 52H147V51H150L149 49H147V48H149L148 46H145L146 47V49H145V47H143L144 45L143 44H141V40H145V39H143V38H146V37H144V36H141V35H138L134 30H131L130 28H128V26H127V21H128V19H136V16L135 15H137V14H142V12ZM155 11L156 12H158V11H160L162 14H163V16H159V18L158 17H156V18H158L159 20H157V19H154L155 18V16L153 15V14H155ZM193 11H196V12H193ZM3 12H4V14H3ZM145 12H143V14H145ZM154 12V13H153ZM160 12H158V13H160ZM6 13H8L7 15H6ZM90 13V14H89ZM111 13V14H112ZM130 13V14H129ZM192 13V14H191ZM221 13V12H220ZM13 14V15H14ZM47 14V15H46ZM56 15H52V14H50V13H45V12H40L39 11V13H38V11L37 10H35V12H32V14H25V13H22L21 14V17H20V15H19V20H20V18H21V20L23 21V19H24V21L23 22H32V21H34L35 20V18H37L38 16H40V15H46V16H49V17H55V19L57 18L56 16H60V15H62V14H60V13H55ZM111 14L109 13V14H107L106 16H108V17H106L105 15H103V17L104 18H101V19H99V22L101 21V20H106V21H104V22H112L113 21V14H112V16H111ZM175 15H176V13H174ZM77 15V16H76ZM123 15H124V17H123ZM146 15V14H145ZM149 15V16H148ZM153 16V17H150V16ZM168 15V16H167ZM191 15V16H190ZM221 15H223V13H221ZM228 15V14H227ZM10 16H12V15H10ZM74 16V17H73ZM92 16V17H91ZM193 16V17H192ZM225 16H226V14H225ZM70 17H72V19L70 18ZM77 17V18H76ZM90 17V18H89ZM107 19H106V18ZM122 17V18H121ZM68 18H70V19H68ZM126 18V19H125ZM163 18L165 19V20H163ZM194 18V19H193ZM230 19H228L229 21H227V22H229L228 24L226 23V25L225 26H231V24L233 23V24H236L234 21H233V19H232V17L230 16L229 17ZM74 19V20H73ZM77 19V20H76ZM110 20V21H107V20ZM112 19V20H111ZM115 19V18H114ZM162 19V20H161ZM211 19V20H210ZM20 20V21H21ZM161 20V21H160ZM88 22V24L90 25H88V24H86V22ZM93 21V20H92ZM125 21H126V23H125ZM154 21V22H153ZM178 21V22H177ZM231 21V22H230ZM233 21V22H232ZM238 21H242L241 19L240 20H238ZM237 21V22H238ZM259 21H264L261 17L259 18ZM77 23V27L74 25V23ZM164 22H166V24H170L169 26V30L170 31H168V32H166V29L168 30V26L164 23ZM75 23V24H76ZM117 23V22H116ZM115 23V24H116ZM177 23V24H176ZM78 24H79V26H78ZM84 24V25H83ZM86 24V25H85ZM173 24V25H172ZM197 26V27H199V28H197L195 25ZM70 25V26H69ZM199 25H201V26H199ZM84 26H86V27H84ZM125 26V27H124ZM167 26V27H166ZM29 28H31L30 26H28ZM80 27V28H79ZM88 27V29H86ZM105 27V28H104ZM203 27V28H202ZM79 28V29H78ZM90 28V29H89ZM92 28V29H91ZM96 28V29H95ZM171 28V29H170ZM177 28V30H175ZM178 28H180L179 30H178ZM229 28V29H228ZM33 29H37V28H34L33 27ZM83 29H85V30H83ZM124 29H126V30H124ZM86 30H87V32H86ZM90 30V31H89ZM92 30V31H91ZM160 30V31H159ZM228 30V31H227ZM54 31V32H53ZM81 31V32H80ZM177 31V32H176ZM199 31V32H198ZM127 32V33H126ZM176 32V33H175ZM94 33V34H93ZM96 33V34H95ZM231 33V34H230ZM45 34V35H44ZM74 34V35H73ZM83 34V35H82ZM185 34V33H184ZM188 34V33H187ZM215 34V35H214ZM219 34H220V36L221 37H223V39L222 38H220V36H219ZM20 35H22V37L20 36ZM54 35V37L55 38H53L52 36ZM79 35V36H78ZM128 35V36H127ZM213 35V36H212ZM219 38H218V37ZM230 36V37H229ZM37 37V38H36ZM53 39H52V38ZM77 37V38H76ZM133 37V38H132ZM157 37L156 38H154L155 40L157 39ZM182 37V36H181ZM215 37V38H214ZM43 38V39H42ZM129 38H130V40H129ZM205 38V39H204ZM211 38H213V40L211 39ZM217 38V39H216ZM123 39V37H121V40ZM147 39V38H146ZM216 39V40H215ZM35 42H34V41ZM44 40V41H43ZM51 40V41H50ZM52 40H54V42H52ZM148 40H152V39H148ZM171 40V41H172ZM178 40V41H177ZM217 40H218V42H217ZM222 42V44H221V42ZM4 41V40H3ZM116 41V40H115ZM129 41V42H128ZM131 41H133V43L131 42ZM138 41V42H137ZM154 41V40H153ZM230 41V42H229ZM6 44H7V40H5L4 41ZM188 41H186L185 43H187ZM214 42V43H213ZM21 43H23V44H21ZM32 43H35V44H32ZM49 43V44H48ZM75 43H78V42H75ZM127 43V44H126ZM138 43V44H137ZM57 44V45H56ZM233 44V45H232ZM18 45H19V47H18ZM130 45H131V47H130ZM140 45V46H139ZM133 46V47H132ZM135 46V47H134ZM138 46V47H137ZM176 46V47H175ZM10 47H12V46H10ZM21 47H23V48H21ZM137 47V48H136ZM175 47V48H174ZM209 47V48H208ZM29 48V49H28ZM32 48H34V49H32ZM49 48V49H48ZM62 48V47H61ZM66 46H63V50H64V52L63 53H66L65 51H66ZM88 48H90V51H89V49ZM132 48V49H131ZM55 49V50H54ZM135 49V50H134ZM167 49H169V51L167 50ZM5 50L6 51H10L11 49H8L7 50V48H5ZM25 50V51H24ZM42 50V51H41ZM87 52L89 51L90 53L92 52L93 53V50H92V48L90 47V46H88L87 47ZM129 50V49H128ZM132 50H134V51H132ZM166 50V51H165ZM227 50V51H226ZM233 52H232V51ZM250 50V51H249ZM16 51V50H15ZM22 51V52H21ZM30 51V52H29ZM230 51L232 52L231 54H229L230 53ZM25 52V53H24ZM43 52V53H42ZM88 52V53H89ZM133 52V53H132ZM165 53V54H167V56H169V54L171 55V57H169V58H167L168 59V61H166L164 64H163V61H165L164 59L162 60V61H158L157 60V62L154 60L155 59V55L156 54H159V53ZM250 52V53H249ZM39 53V54H38ZM169 53V54H168ZM25 54V55H24ZM28 54V55H27ZM40 55V56H39ZM47 55V57H45ZM215 55H219L217 52H214L213 53V55H212V57H214ZM28 56H31V57H28ZM59 56H60V54H59ZM187 56V57H186ZM35 57H36V59H35ZM54 59H53V58ZM56 57V56H55ZM184 57V58H183ZM186 57V58H185ZM240 57V58H239ZM154 58V59H153ZM174 60H173V59ZM198 58V57H197ZM241 58H242V63H244V64H246L248 67L247 68H245V71H242L241 73L239 72V66H237V64L239 63L238 62V60H241ZM30 59V60H29ZM48 59V60H47ZM142 59L144 60V61H142ZM170 59V60H169ZM177 59H179L178 61H176ZM211 59V60H210ZM20 62H19V61ZM26 60H28L27 62H26ZM39 60V61H38ZM184 60V61H183ZM230 60H232V61H230ZM32 61V62H31ZM176 61V62H175ZM51 62V63H50ZM162 62V63H161ZM179 64H178V63ZM233 62V63H232ZM10 63V64H9ZM18 63V64H17ZM176 63V64H175ZM203 63H205V64H207V65H203ZM51 64V65H50ZM158 64V65H157ZM162 64V65H161ZM174 64V65H173ZM160 65L162 66V67H160ZM181 65V66H180ZM233 65H235V66H233ZM21 66H22V68H21ZM49 66V67H48ZM85 66L88 68V70H89V68H91V69H93V68H95L93 65L91 66V64L89 65V63H86L85 64ZM90 66V67H89ZM177 66V67H176ZM183 66H184V68H183ZM186 66V67H185ZM207 66H209L208 68H207ZM237 66V67H236ZM26 67V66H25ZM48 68L47 70H46V68ZM52 67V68H51ZM140 67V68H139ZM235 67L238 69H235ZM50 68V69H49ZM131 68V69H130ZM136 68H139L138 70L136 69ZM143 68H146L145 70H143L142 71V69ZM189 68V69H188ZM204 68H206V69H204ZM21 69V70H20ZM72 69H74V67H72ZM96 69V68H95ZM129 69H130V71H129ZM134 69V70H133ZM141 69V70H140ZM147 69H149V71L148 72H146L147 71ZM169 69V70H168ZM193 69H194V71H193ZM201 69V70H200ZM207 69H209V70H207ZM235 69V70H234ZM251 69V70H250ZM70 70V69H69ZM132 70H133V72H132ZM177 70V71H176ZM184 70V71H183ZM189 70V71H188ZM248 70V71H247ZM138 71H139V73H138ZM164 71V72H163ZM166 71H168V73L166 72ZM180 71V72H179ZM186 71H187V73H186ZM196 71V72H195ZM207 71V72H206ZM214 71V72H213ZM238 71V72H237ZM58 72V73H57ZM105 72V73H104ZM171 73V75H170V73ZM191 72H195V74L193 75V73H191ZM199 72V73H198ZM203 73V74H201V73ZM227 72V73H226ZM228 72H230V73H228ZM235 72V73H234ZM248 72V73H247ZM252 72V73H251ZM60 73V74H59ZM97 73V74H96ZM133 73V74H132ZM172 73H173V75H172ZM200 75L201 74V76L203 75V77L201 78V76H199L198 77V74ZM218 73V74H217ZM234 73V74H233ZM240 75H239V74ZM245 73V74H244ZM134 74H135V76H134ZM143 74V75H142ZM185 74H188V75H190L191 76V74L194 76H191V79H193L194 78V81H195V77H196V80H197V77H198V79H200L201 78V80H204L205 81V83H207L205 86L203 85V81H201V83H197L196 81V83H194V85H193V87L191 88L190 87V85H189V83L188 82H185L184 80L181 82V80H182V76L183 75H185ZM212 74V77H210V75ZM214 74H215V77H213L214 76ZM235 74H238V75H235ZM246 76V78L243 76ZM251 74V76H249ZM61 75V76H60ZM94 76V78H97L98 76H96V75H98V72H95L94 74H93ZM121 75V74H120ZM155 75V76H154ZM196 75V76H195ZM205 75V76H204ZM206 75H208V76H206ZM217 75V76H216ZM219 76V77H218ZM224 77L223 79L221 78V77ZM234 76V77H233ZM238 76H241L240 78L238 77ZM135 77L136 78H138V80L137 79H135ZM143 77V78H142ZM248 77H250V78H248ZM129 78H131V79H129ZM207 78H209V81L208 82H206L207 81ZM211 78H212V80H211ZM214 78V79H213ZM228 78L230 79V80H228ZM232 78V79H231ZM233 78H237V79H234V81H232L233 80ZM82 79H85V78H82ZM119 81V83L120 84H118V81ZM220 79V80H223V81H221V84L220 83H218V80ZM245 79H247L246 80V82H245ZM114 80H116V81H114ZM129 80V81H128ZM211 80V81H210ZM215 80V81H214ZM219 80V81H220ZM249 80V81H248ZM251 80V81H250ZM53 81V82H52ZM125 81H126V83H125ZM128 81V82H127ZM133 81V82H132ZM198 81V80H197ZM256 81V82H255ZM40 82V83H39ZM95 82H96V84H95ZM184 82H185V84H186V86H185V84H184ZM210 82H213V84L216 86V88H214V86H211V84L212 83H210ZM223 82V83H222ZM76 83L78 84V85H76ZM111 83V84H110ZM117 83V84H116ZM121 83L123 84V85H121ZM160 83V82H159ZM158 83V84H159ZM204 83V84H205ZM226 84V85H222V84ZM229 83H231V84H229ZM42 84V85H41ZM108 84V87L106 86ZM180 84V85H179ZM182 84H184V85H182ZM208 84H210V85H208ZM259 84V85H258ZM98 85V86H97ZM182 85V86H181ZM189 85V86H188ZM220 85V86H219ZM234 85V86H233ZM106 86V87H105ZM112 86V87H111ZM120 86H122V87H120ZM156 86V87H155ZM211 86V87H210ZM38 87V88H37ZM190 87V88H189ZM205 87V88H204ZM210 87V88H209ZM217 87L219 88V87H221V89H217ZM259 87V88H258ZM261 87V88H260ZM35 88H36V90H35ZM109 88H111L110 89V93H111V96H112V98H110V100H108L107 98H106V92L107 91H109L108 89ZM116 88V89H115ZM118 88V89H117ZM209 88V89H208ZM212 88V89H211ZM41 89V90H40ZM77 89V90H76ZM99 89V91L101 92H99V91H97V90ZM225 89H227L226 87H225ZM224 89V90H225ZM232 89V90H233ZM114 90H116V91H114ZM122 90V89H121ZM151 90V91H150ZM181 90V89H180ZM207 90H209V91H207ZM97 91V93L99 94H97V93H94V92H96ZM153 91V92H152ZM184 91H183V93H184ZM205 91L207 92V93H205ZM113 92L115 93V94H113ZM134 92V91H133ZM151 92V93H150ZM192 92V93H191ZM197 92V93H196ZM103 93H105V94H103ZM153 93V95H151ZM160 93H161V95H160ZM208 93H209V95H208ZM12 94V95H11ZM91 94V95H90ZM97 94V95H96ZM102 94V95H101ZM207 94V95H206ZM90 97V98H93V96H94V102H91L93 99H88V96ZM104 95V96H103ZM115 95V96H114ZM120 95V96H119ZM131 95H130V97H131ZM147 95V96H146ZM85 96H87V98L85 97ZM117 96V97H116ZM119 96V97H118ZM208 96V97H207ZM165 97V98H164ZM206 97H207V100H206ZM254 98H255V96H253ZM85 99V100H83V99ZM117 98V99H116ZM79 99H82V100H79ZM105 99V102H102L103 100ZM157 99V100H156ZM160 99V100H159ZM163 99H164V101H163ZM12 100V101H11ZM97 100V101H96ZM126 100V101H125ZM106 101H108L107 103H106ZM125 101V102H124ZM208 101V102H207ZM210 101V102H209ZM78 102V103H77ZM99 102V103H98ZM110 102V103H109ZM145 102V103H144ZM82 103V104H81ZM87 103V104H88ZM103 103V104H102ZM204 103V104H205ZM75 104V105H74ZM81 104V105H80ZM87 104H83L84 106L86 105L87 106ZM107 104H109L108 106H107ZM124 104V105H123ZM203 104V105H204ZM213 104V103H212ZM260 104V103H259ZM75 107H74V106ZM102 105V106H101ZM123 105V106H122ZM146 105V104H145ZM167 105H166V108H167ZM180 105H182L181 106V108L183 107V105H184V107H183V110L182 111H184V109H185V113L183 112V114H182V116L184 115V114H188L191 110H190V108L189 107H187V106H189L188 104H186V106H185V103H183V102H181L180 103ZM260 105H262V104H260ZM264 105V104H263ZM91 106H92V104H91ZM98 106H100V108L98 107ZM104 106V107H103ZM254 108L253 107V105H249V108ZM11 109V110H10ZM79 109V110H78ZM165 109V108H164ZM117 110V111H116ZM139 110H140V108H139ZM166 110V109H165ZM189 110V111H188ZM63 111L64 112H66L67 113V115H66V113H63ZM125 111V112H124ZM163 111V110H162ZM81 112V111H80ZM79 112V113H80ZM139 112V111H138ZM138 112H135V114L136 113H138ZM13 113V114H12ZM126 113H128V114H126ZM203 112L201 111V113H199L198 114V117H200L201 116V119L200 120H198V118H197V120H198V122H195V123H191V124H189V132H192L193 134H195V135H198L199 137L201 136V137H203V138H206V137H208V135L209 134H206V135H201V134H203V132H200V131H202V130H199V129H201V128H199L200 127V125H201V123H203L204 122V120H205V118H204V116L206 115V113L205 114H202ZM8 114H9V116H8ZM63 114H64V116H63ZM71 114V115H70ZM72 114H73V116H72ZM75 114V115H74ZM81 114V113H80ZM80 114H79V116H80ZM161 114H162V112H161ZM178 113H176V118H179L178 117V115H177ZM60 115H62V119H63V117H65L64 118V120H62L61 118H60ZM73 117L71 120H72V122H78V125H77V122L74 124V123H71L70 121H69V119H70V117ZM82 115V114H81ZM121 115V117H119ZM127 115V116H126ZM132 115H134V113L132 114ZM203 115V116H202ZM3 116V114L1 113V117ZM122 116H124V117H122ZM207 116V115H206ZM66 117H67V119H66ZM140 117H142V118H140ZM151 116H149V117H147V118H150ZM240 117H241V115L240 114H238L237 115V117L235 118V117H233V119L232 120H234V121H231V127H233V128H237V126H239L240 127V123L242 122L241 121V119H240ZM122 118V119H121ZM139 120H138V119ZM206 118H208V117H206ZM60 119V120H59ZM74 119V120H73ZM140 119H142V120H140ZM54 122H53V121ZM65 120H66V122H68V123H70V124H68V123H66L65 122ZM239 120V121H238ZM59 121V126L61 127H59V129H60V131H63L61 134H60V131H56V129H54V124L56 123V122H58ZM60 121H62V122H60ZM201 121V122H200ZM65 122V123H64ZM239 122V123H238ZM85 123V122H84ZM238 123V124H237ZM66 124V125H65ZM80 124H82V125H80ZM138 124H139V126H138ZM193 124V125H192ZM55 125H57V124H55ZM71 127H70V126ZM142 125V126H141ZM164 125V124H163ZM183 125H184V129H185V127H186V125H185V123H183ZM68 126H69V128H68ZM80 126V127H79ZM94 126L95 127H93L92 129H94L95 130V136L97 135L98 136V130L100 129V127H98V126H100L99 124H94ZM96 126L98 127V129L96 130ZM85 127V126H84ZM206 127V126H205ZM238 127V128H239ZM73 128H76V129H73ZM194 128V129H193ZM187 129V130H188ZM2 130V132H4V131H7V129L5 130V129H1ZM53 130V131H52ZM69 130V131H68ZM94 130H93V132H94ZM155 130V129H154ZM153 130V128H152V131H151V134L153 135V136H157V134L159 133L158 132V129L156 130V131H154ZM194 132H193V131ZM11 131V130H10ZM13 131V130H12ZM52 132V133H51ZM80 132V133H79ZM81 132H82V134H81ZM85 132V133H84ZM88 132V135L86 134ZM152 132H154V133H152ZM260 133H263L262 132V130H261V128H260V131H259ZM57 133V134H56ZM59 133V134H58ZM157 133V134H156ZM162 133V132H161ZM186 133V132H185ZM197 133V134H196ZM34 134V135H33ZM156 134V135H155ZM214 134H217V133H214ZM241 134V135H240ZM248 134V133H247ZM246 134V135H247ZM6 133L4 134V136H1V141L2 142H0V147H1V149H4V148H7V146L9 147L10 145L8 144V136L6 135ZM54 135V136H53ZM89 136L88 137V142H87V140H85V137L83 138V136ZM245 135V132H241V131H239V133H235V137H234V140H235V142H236V144H239V147H238V145H236L237 146V148L236 149H238V150H241V156L243 155V156H247V157H249V158H251V160H253V161H255L256 159H255V151L253 150V146H251V144H249L248 145V143H247V137H248V135L246 136ZM53 136V137H52ZM56 136H59L60 138H57ZM96 136V137H97ZM117 136V135H116ZM27 137V138H26ZM40 137V138H39ZM55 137V138H54ZM87 137H86V139H87ZM240 137V138H239ZM53 138H54V141L53 142H55V144L53 143V142H48L49 140L50 141H52L53 140ZM57 138V139H56ZM71 138H75V140H73V139H71ZM78 138H79V140H78ZM82 138V139H81ZM91 138V139H90ZM147 138V137H146ZM71 139V140H70ZM80 139L81 140H85V142H82V141H80ZM114 140H116V138H113ZM112 139V142H115L114 140ZM46 140H47V142H46ZM61 140V141H60ZM76 140H78V141H76ZM93 140V141H92ZM227 141H225L226 143H230L229 141H228V139H226ZM233 140V141H234ZM69 141H70V143H69ZM74 141V142H73ZM80 141V142H79ZM92 141V142H91ZM96 141V140H95ZM81 143V144H79V143ZM251 142V141H250ZM58 143V144H57ZM60 143V144H59ZM73 143V144H72ZM76 143V144H75ZM87 143V144H86ZM94 144H95V142H93ZM233 143V145L231 146V144H228L229 145V147L231 146V148H232V150H233V148L235 149V147H234V142H232ZM245 144V145H241V144ZM247 143V144H246ZM41 144H43V145H45V146H41ZM89 144V145H88ZM114 144V143H113ZM32 145V146H31ZM34 145V146H33ZM59 145V146H58ZM76 145V147H74ZM79 145V146H78ZM252 145H254V143L252 144ZM57 146V147H56ZM166 146H168L166 149H169L168 151H171V148H172V145H169V143H167L166 144ZM170 146V147H169ZM243 146V147H242ZM245 146V147H244ZM248 146V147H247ZM3 147V148H2ZM32 147V148H31ZM34 147V148H33ZM36 147L38 148V147H40L41 149L43 148V150H40V148H38V149H36ZM230 148V149H231ZM252 148V149H251ZM164 149V148H163ZM166 149H164V150H166ZM250 149H251V151H250ZM254 149H255V147H254ZM85 150H87V151H85ZM30 151H32V152H30ZM39 151V152H38ZM42 151V152H41ZM118 151L119 150H117V153H118ZM86 152V153H85ZM116 152V151H115ZM125 153V155H124V153ZM228 152H230L231 154L233 153V151L231 152V151H228ZM227 151H226V153H225V156L226 157H228L229 156V154H227L228 153ZM123 153V154H122ZM128 151L127 150H125V151H122V152H120V154L124 157H127L128 155ZM132 153H134V152H132ZM34 154V155H35ZM135 157L139 160L140 158L138 157V152L136 151L135 152ZM228 155V156H227ZM233 156H234V153H233ZM232 156V157H233ZM6 157H8L9 159H7ZM4 156V160L5 161H10V160H12V159H10V157L9 156ZM115 157L116 156H112L110 159H111V161H115L114 159H115ZM125 157H124V159H125ZM135 157L134 158H130L129 157V159H131V161L133 162V161H138L137 159H135ZM235 157H236V159H238V161L239 162H241L240 164H248V165H251L253 168H257V167H255L251 162H250V160L248 161V158H245L246 160H243V161H240L241 159H239L238 158V156H236V153H235ZM51 158V157H50ZM105 158V157H104ZM229 158V157H228ZM135 159V160H134ZM51 160V161H52ZM125 160H128V157L125 159ZM140 161V160H139ZM263 161V160H262ZM11 162V161H10ZM129 163H130V161H128ZM260 162V161H259ZM140 163H142V162H140ZM138 164H139V162H138ZM142 164H144V165H142ZM142 164H139V166L140 165H142V167H144L143 169V171H141L140 170V172H138V175L136 174V173H134L135 171L137 172V170H138V167L136 166V163H134L133 162V165H132V167H131V170H132V168H133V170H132V174L133 175H135L134 177H133V175L130 173L129 174V178L128 179H125V178H123L122 179V177H125V173H124V171H122V170H120L121 169V167H117V169H116V167H115V169L117 170L116 171V174H117V176H120L119 177V179H118V182H119V184H121V182H122V184L123 185H119V188L121 187L122 188V186H123V193H124V196L121 198V197H116L115 198V200H112V205L109 207H107V204L105 205L106 206V208H108V210L107 209H103L104 211H103V213L101 214L102 215V217H101V220H102V224L104 225V227H101V229L102 230H108L109 231V229L111 230V229H113L112 228V226H111V224H109V222H110V220H112V218H113V216H115L116 218H118V219H115L113 222L116 224V226L117 225H119L118 226V230H119V234H118V231H117V238H115V240L117 239L118 240V242H120L119 244H122L121 242H124V243H129V245H134V248L136 249V250H134V252H135V254H137V255H139L138 257H139V259H140V256H141V259H142V256H144L143 258H145V259H142V260H145V261H148V260H151V259H161V257H155L154 258V256H152L153 254L152 253H145L143 250H147V251H151V252H159L160 250H158L157 248H152V247H148V245H146L145 243H143V242H140L139 240H137V239H135V238H133L132 236H130V234H128V231H127V228L124 226V228H122V227H120L121 225H123V218H125V216H126V218H129L128 220L130 221L131 219H133V218H136V219H138V220H140V221H142V222H146V223H151V224H154L155 226H157V227H160V228H162V229H164L169 235H175L177 232H178V230L177 229H179L180 227H182V229L180 228L179 230H181L180 231V233H181V235H183V233L185 232V230L187 231V229L188 230H190L191 231V228H192V226L193 227H195V226H197L198 224H196V221L198 220V216L199 217H201L204 213H201V215L199 214L200 213V209H201V206H202V208H207V209H209V207L211 206V202L209 201L210 200V198H212L213 197V195L214 194H218V192H215L214 191V189L217 187V185L220 183V180L219 179H215V178H212L213 180H211L210 178H211V176L212 175H203V178H202V175H201V177H199V178H197V179H195V180H193V177L190 179V178H188L189 180H190V182L188 181V180H186V178L185 179H183L181 182H179V185L182 183V185L181 186H183V187H185L186 188V190H187V188H188V190H190L191 189V187H193L194 188V190L192 189V193L190 192V194H189V192H188V190H187V194H188V196H187V198L190 200V202H192L193 200H194V198L196 199V197H197V199L199 200H194L191 204L189 203V204H187V205H189V208H188V210H186L185 209V207L183 208H181V206H180V209H179V206H178V208H177V210H178V212H174L173 211V208H169L168 206H167V204H166V201H164L165 199L163 198H161V187H162V184L161 183H163L164 181V178H162V177H160V176H164V171L162 170V169H160V171H159V175H157V178H156V180H155V177H154V179H153V174L150 176V174L148 173V171H150V168H148V167H146V162L144 163H142ZM262 164H263V162H262ZM135 165V166H134ZM137 167V168H136ZM141 167V166H140ZM139 167V168H140ZM142 167L140 168V169H142ZM178 167V166H177ZM262 168L261 169H259V170H261V173L264 175V173L262 172V171H264V170H262L263 168H264V166L262 165L261 166ZM137 170H136V169ZM179 169H181L182 170V168L179 166L178 167ZM120 171H119V170ZM258 169V168H257ZM145 170H147V172L145 171ZM134 171V172H133ZM174 171H176L175 169H174ZM183 171V170H182ZM119 172V173H118ZM142 172V173H141ZM171 172H172V170H171ZM184 172V171H183ZM257 172H258V170H257ZM142 174V175H144V174H146L147 175V177H145L146 175H144V176H141L140 174ZM244 173V172H243ZM260 173V174H261ZM261 174V175H262ZM132 175V176H131ZM139 175H140V177H139ZM259 175V174H258ZM10 176H12L10 179H14V176L11 174ZM96 176V175H95ZM139 178V179H137V177ZM132 177V178H131ZM144 177V178H143ZM213 177V176H212ZM216 177H217V175H216ZM134 178V179H133ZM136 178V179H135ZM143 179V181H142V179ZM149 178H152L151 180H149ZM158 178H159V180H158ZM258 178H259V176H258ZM257 178V179H258ZM9 179V181H11ZM110 179V178H109ZM120 179H121V181H120ZM162 179V180H161ZM214 179L216 180V182L218 183V184H216V182L214 181ZM256 179V180H257ZM51 180V179H50ZM112 180V179H111ZM110 180V181H111ZM146 180H147V182H146ZM158 180V181H157ZM160 180H161V182H160ZM187 181V184H186V181ZM204 180H208V184L206 183V182H203ZM136 183H135V182ZM191 181L193 182V184H192V186L190 185V183H191ZM198 181H199V185H198ZM214 181V182H213ZM125 182L127 183H130V185H129V187H130V189L128 188V185L127 184H125ZM133 182V183H132ZM141 182V183H140ZM157 182H158V184H157ZM197 183V184H195V183ZM202 182V183H201ZM256 182V181H255ZM16 183V184H15ZM48 181L45 183V184H47L48 185ZM144 183V184H143ZM160 183V184H159ZM211 183H213V185H211ZM142 184H143V186H142ZM151 184V185H150ZM201 184V185H200ZM204 184H205V186H206V188L207 189H205V186H204ZM214 184H216V185H214ZM260 183H258V185H259ZM20 185H23V182L22 183H20L19 182V180H17L16 182H14V186H16V190L14 191V192H10L11 194H12V197H10V199L8 200H4V198H2V197H0V203L2 204V209H3V212H2V215L0 216V225H1V222H2V224H3V226L5 225V224H7L8 223V220H9V217H6L7 215H8V211L9 210H11V208L13 207V205H17V203H18V200H20L19 199V195H21L22 194V196H23V191H24V188H19L18 186H20ZM135 185V186H134ZM185 185V186H184ZM201 186L200 187V189L197 187V186ZM86 186H88V185H86ZM116 186L117 185H114V187H113V189L112 188H109L110 190H112V192H110V196H112V195H117L119 192H118V190H116L115 191V189H117L116 188ZM125 186V187H124ZM151 186V187H150ZM154 186V187H153ZM157 186V187H156ZM191 186V187H190ZM196 186V187H195ZM214 186V188H212V187ZM216 186V187H215ZM255 186H256V184H255ZM133 187H135V188H133ZM150 187V188H149ZM155 187L159 190H156L155 189ZM257 187V186H256ZM48 187H46L45 189L44 188H39V186H36V190L37 191H39V189L41 190V191H39V193H38V195H37V198L39 199L40 198V200H42L41 198H43V196H44V194H45V196H44V200L42 201L44 204H47L46 205V207H49V208H52V209H55V208H57V207H59V205L61 204V202L59 203L58 201L57 202H53L52 204L49 202V201H52L53 199H51V197L52 196H50L49 195V190H50V188H48ZM131 188H132V191H134V192H132L131 191ZM140 188V190H138ZM151 189V190H153L154 191V193H156V191H157V193H156V195H159L160 194V196H158V197H160V198H158L159 199V201L157 202V204H156V206H154L153 208H151V209H149L148 207H149V205H146V206H144L143 204H141V203H144V202H141V197L143 196V195H145V192H146V189ZM190 188V189H189ZM197 190H196V189ZM258 189H259V187H257ZM18 189H19V191H18ZM108 189V190H109ZM206 191H205V190ZM22 190V191H21ZM47 190V191H46ZM59 190V189H58ZM204 190V191H203ZM211 190V191H210ZM7 189L6 190H4V194L6 195L7 194ZM21 191V192H20ZM115 191V192H114ZM127 191H128V193H127ZM130 191L133 193H131L130 194ZM139 191V193H137ZM202 191V192H201ZM261 191V192H260ZM9 192V191H8ZM40 192H42V193H40ZM44 192V193H43ZM118 192V193H117ZM125 192L127 193V194H125ZM201 194H200V193ZM206 192H207V194L210 196V198H207V197H209L208 195H206ZM263 192V193H262ZM138 194V195H136V194ZM144 193V194H143ZM203 193V194H202ZM258 193V194H257ZM135 194V195H134ZM141 194H143V195H141ZM173 194V193H172ZM195 194V195H194ZM196 194L198 195V196H196ZM211 194V195H210ZM264 194V190L262 191V190H259V191H256V194L255 193H253V196L252 197H254V196H257V195H263ZM50 196V198H49V196ZM82 195V192H80V193H78V200L77 201H75V203L77 204V202H78V206L77 205H75L74 207H75V211L73 212V218H72V220H70V219H68V217L66 218V215H67V213H63V218H61V219H63L61 222H57V223H59V227H61V228H63V227H65L64 229H66L67 231H69V229L71 230L70 232H71V234H74V233H77L79 230L78 229H80L81 228V226L84 228L85 226H86V228L88 227V225H89V222H90V215L93 217V218H96L95 217V213L93 212V210H91V211H89L88 210V207H91V205H92V201L90 200V199H88L87 198V196L85 195V193L83 192V195ZM127 195H128V197H129V195H130V198L129 199H124V197L126 196L127 197ZM133 195H134V199H133ZM174 195V194H173ZM172 195V196H173ZM206 197H205V196ZM9 195H7V197H8ZM22 196H20V198L22 197ZM190 196H191V199H190ZM196 196V197H195ZM13 197H14V199H13ZM48 197V198H47ZM132 197V198H131ZM192 197H194V198H192ZM201 197V198H200ZM1 198H2V200H3V202H2V200H1ZM47 198V199H46ZM138 198V199H137ZM203 198H205V200H202ZM25 199H26V201H28V198L27 197H25ZM37 199V201L39 202V200ZM83 199V200H82ZM137 199V200H136ZM16 200H17V202H16ZM47 200V201H46ZM120 200V202H118ZM122 200V201H121ZM133 200V201H132ZM45 201V202H44ZM139 201H140V203H139ZM196 201V202H195ZM126 202V203H125ZM129 202V203H128ZM132 203V205H131V203ZM133 202H135V204L133 203ZM137 202H138V204H137ZM162 202V203H161ZM163 202H165L164 204H163ZM118 203H121V204H118ZM210 203V204H209ZM115 204V205H114ZM124 204V205H123ZM162 204L164 205V207L162 206ZM166 204V205H165ZM195 204H197V205H195ZM209 204V205H208ZM55 205V206H54ZM84 205V206H83ZM119 205V206H118ZM122 205V206H121ZM127 205V206H126ZM131 205V206H130ZM143 205V206H142ZM154 205V204H153ZM162 207H161V206ZM191 205V206H190ZM192 205H193V209H192ZM200 206V208H199V206ZM205 205H207V207L205 206ZM63 205H61V207H62ZM65 206V205H64ZM128 206H130V208H128ZM157 206H158V208H157ZM81 207L83 208V209H81ZM112 207V208H111ZM127 207V208H126ZM145 207V208H144ZM155 207H156V209H155ZM159 207L161 208V211H160V209H159ZM166 207V208H165ZM133 208V209H132ZM137 208V209H136ZM139 208V209H138ZM143 208V209H142ZM194 208H196L197 209V211H196V209H194ZM78 209V210H77ZM79 209H80V211H79ZM140 209H142V210H140ZM145 209V210H144ZM148 209V210H147ZM153 209H154V211H153ZM162 209H163V211H164V213H163V211H162ZM168 209H170V210H168ZM183 209H185V210H183ZM219 209V208H218ZM217 209V211H218V214L216 215V213H217V211L216 212H212V210L211 211H209V212H207L206 213V216L207 215H210V214H212V215H210L212 218H213V216H214V214H215V216L214 217H222V212H221V209H219L218 210ZM65 212H67L68 211V213H69V210L70 209H67V207L65 208ZM85 210V211H84ZM111 210V211H110ZM127 210H130L129 212L127 211ZM132 210H134V211H132ZM159 210V211H158ZM193 210V211H192ZM81 211H84L85 213L84 214H80L81 213ZM119 211V212H118ZM120 211H121V214H120ZM125 211H127V212H125ZM132 211V212H131ZM140 211H142L143 212V214H142V212H140ZM192 211V212H191ZM53 212H56V210H54ZM124 212L125 213H127V214H124ZM131 212V213H130ZM134 212V213H133ZM147 212V213H146ZM166 212H168V213H170L169 215L170 216H167L168 215V213H166ZM181 212H183V214L181 213ZM187 212V213H186ZM188 212H191L192 213V216H194V217H192V216H188V214H190L191 215V213H188ZM113 213V214H112ZM129 213V214H128ZM150 213V214H149ZM196 213V214H195ZM199 215H198V214ZM214 213V214H213ZM219 213H221V215H219ZM103 214H105L104 215V217H103ZM109 214H111V215H109ZM131 214V216H129ZM134 214V215H133ZM158 214V215H157ZM163 214V215H162ZM166 214V215H165ZM194 214V215H193ZM47 215H49V217L50 218H54V214H52V212L50 211V212H47ZM108 215L111 217H108ZM120 215V216H119ZM121 215H125V216H121ZM128 215V216H127ZM184 215V216H183ZM76 216V217H75ZM177 216H179L180 218H178ZM205 216V218L207 219V217ZM210 216H208V219H211L210 218ZM5 217L7 218V219H5ZM79 217V218H78ZM164 217V218H163ZM165 217H167L168 218V222L169 223H167V221H166V219L167 218H165ZM171 217H172V219L173 220H179V222L180 223H178L177 221V223H178V225L174 222V221H172V219H171ZM174 217V218H173ZM185 219H184V218ZM190 217V218H189ZM219 217V218H220ZM5 220H4V219ZM103 218V219H102ZM163 218V219H162ZM182 218V219H181ZM193 220H192V219ZM197 218V219H196ZM66 219V220H65ZM77 219H79V220H77ZM88 221H87V220ZM97 219H99V218H97ZM105 219H106V221H107V219H108V221H107V223H106V221H105ZM165 219V220H164ZM191 219V220H190ZM195 219V220H194ZM260 219V218H259ZM259 219H257V221L259 220ZM262 219V218H261ZM261 219H260V221H261ZM68 220V221H67ZM75 220H76V223H73V222H75ZM122 220V221H121ZM187 220V221H186ZM6 221V222H5ZM63 221H65L64 223H63ZM70 221H72V222H70ZM172 221V222H171ZM195 221V222H194ZM198 221H200V220H198ZM216 221V220H215ZM214 221V222H215ZM219 221V220H218ZM218 221H216V222H218ZM4 222H5V224H4ZM117 222V223H116ZM202 222L203 223H201L202 225L205 223H208V220H202ZM78 223H79V225H78ZM86 223V224H85ZM87 223H88V225H87ZM184 223V224H183ZM192 223V224H191ZM211 222H209V224H210ZM72 226H71V225ZM75 224H76V226H77V228L78 227H80V228H78L77 229V231H76V229H75V231L73 232V228H76V226H75ZM81 224V225H80ZM83 224V225H82ZM107 224V225H106ZM177 226H176V225ZM68 225V226H67ZM102 225V226H103ZM181 225V226H180ZM63 226V227H62ZM106 226V227H105ZM179 226V227H178ZM186 226H187V228H186ZM204 226V225H203ZM83 228H81V229H83ZM177 228V229H176ZM201 228V227H200ZM255 228H256V226H255ZM57 229V226L52 230V231H55ZM73 229V230H72ZM176 229V230H175ZM184 229V230H183ZM201 230H203V229H201ZM200 230V231H201ZM81 231V230H80ZM121 231V232H120ZM177 231V232H176ZM125 232V233H124ZM176 232V233H175ZM78 233H80V232H78ZM77 233V234H78ZM204 233V232H203ZM208 233V234H207ZM205 232V234L206 235H203L202 233V235H203V239H204V241H206L207 243H209V245L207 244V246H206V248H207V250H208V254H210L211 256H212V258H211V256H208V254H203V252L201 251V252H196L195 254H196V256L194 257L193 255H191V259H195V258H199L200 259V257H201V259H202V261L204 262L205 260H207V261H205L204 262V264H219L220 263V261H221V259H223V261H221L222 263L221 264H228V259H227V256H228V258H230L229 257V255H236V253L234 254L233 252L235 251V249L233 248L232 250H227V251H223V254H222V250H220L219 248H220V240H219V237H222V235L220 236V235H218L219 233L216 231V232ZM210 233V234H209ZM6 234L8 235L9 233H7L6 232ZM212 234V235H211ZM214 234H216V235H214ZM173 235V236H174ZM210 235V236H209ZM215 236V238L217 239H215L214 238V236ZM218 235V236H217ZM225 235V234H224ZM78 236H80L79 234H78ZM122 236V237H121ZM212 236V237H211ZM217 236V237H216ZM107 237H109V236H106V237H100L99 239H101L100 241H101V243H102V245H103V247H102V245H101V249L99 250V251H101V250H103L104 249V245L106 246L105 248L106 249H111L112 248V245H111V242H109L110 240L112 241V239L113 238H111L110 237V239L109 238H107ZM206 237V238H205ZM209 237V238H208ZM201 238V239H202ZM212 238H213V240H212ZM15 241H14V240ZM30 239V240H29ZM107 239V240H106ZM202 239V240H203ZM210 239V240H209ZM12 240V242H14L16 245L18 244L19 245V248H21V249H23V250H25V251H27L28 252V250H30V256H29V259H28V261H26V263L25 264H28V263H31V262H33L34 261V258L35 257H42V258H46V256H48V258H49V260L47 261V262H45L46 264H69V263H72V264H75V263H77V262H68V261H66V260H63L62 259V257H60V255H59V248L57 247L59 244L58 243H48V246L46 247V248H43V249H39V247L38 246H40V239L39 238H37V237H35V235L32 237V238H26V237H24V236H21V240L22 241H17L16 240V238H13L12 236H10V237H8V239L7 240H1V245H0V250L1 251H3V252H5V247L7 248L6 249V251L8 250V241H11ZM31 240H33L34 242H35V251L33 250V249H31L30 247V241ZM106 240V241H105ZM114 240V239H113ZM128 240V241H127ZM209 242H208V241ZM211 240H212V242L213 243H211ZM218 240H219V242H218ZM108 241V242H107ZM104 242V243H103ZM133 242V244H131V243ZM83 243V244H82ZM107 243V244H106ZM215 243V245H213ZM217 243H218V245H217ZM118 244V243H117ZM173 244H175L176 245V242L175 241H173ZM17 245V246H18ZM85 245V246H84ZM70 246V247H69ZM69 246H68V248L70 249V251L71 252H73V251H77V250H84V249H87V250H89V246H88V241L86 242V241H84V242H81V241H72L71 242V244H69ZM179 247H180V245H178ZM208 246H210V247H208ZM80 247H84V248H80ZM133 248V249H134ZM150 248H152V249H149ZM170 248V247H169ZM214 248V250H212ZM218 248V251L217 250H215V249H217ZM143 249V250H142ZM153 249H156V250H153ZM168 249V248H167ZM167 249L166 248H161V252H162V254H164V253H166L165 255L167 256V258L169 257V259H167L166 261H164V262H160V261H155L154 263L155 264H195V263H192L191 261H188V263H181V262H179L178 261V263H177V260H172L173 259V257L174 258H176V256L175 255H181V256H183V254H181L180 252H178V251H173V252H170L169 253V251H167ZM201 249H203V247H200V248H197V250H201ZM225 249V248H224ZM37 250V251H36ZM170 250V249H169ZM243 250V249H242ZM242 250H240V252L242 251ZM99 251H96V253L94 252V251H91L90 253L93 255V256H95V255H99L100 253H99ZM167 251V252H166ZM211 251H213V252H211ZM230 251H231V253H233V254H231L230 253ZM102 252V251H101ZM134 252L132 253V256L134 257ZM219 252H221L220 253V256H219ZM225 252H228L227 253V255L225 254ZM255 254H254V256H253V254L252 253H250V252H247L248 253V255L249 256H252V257H254V258H256L255 259V264H264V260L262 259V261L260 260V258H259V255H257L258 253H256L255 251H253ZM103 253V252H102ZM171 254V255H169V254ZM175 253V254H174ZM177 253V254H176ZM180 253V254H179ZM214 253H216V254H213ZM230 253V254H229ZM250 253V254H249ZM148 254H150V255H148ZM152 254V255H151ZM169 256H168V255ZM202 254V255H201ZM229 254V255H228ZM238 254V253H237ZM243 254H245V253H243ZM0 255H1V253H0ZM172 255H173V257H172ZM217 255V256H216ZM226 255V256H225ZM247 255V256H248ZM149 256V257H148ZM171 256V257H170ZM193 256V257H192ZM146 257H148V258H146ZM153 257V258H152ZM205 257V258H204ZM206 257H210V258H206ZM215 257V259H216V261L214 262V261H209V260H211V259H213ZM221 257H224V258H221ZM236 257V256H235ZM204 258V259H203ZM218 258L220 259V261L218 260ZM8 257H3V258H1L0 257V264H12V262L14 263L15 261H13V260H11V259H9ZM199 259H195L196 261H199ZM33 260V261H32ZM195 260H192V261H195ZM226 260V261H225ZM235 260V258L233 259V261ZM243 262H242V261ZM257 260V261H256ZM74 261H79V260H74ZM209 261V262H208ZM244 259H240L239 261H238V259H237V257H236V260H235V262L233 263H229V264H235L236 262H237V264H245L244 263ZM22 262H25V261H20V262H16L15 264H18V263H22ZM158 262V263H157ZM176 262V263H175ZM227 262V263H226ZM154 263H149V264H154ZM92 264V263H91ZM203 264V263H202Z\"/></svg>","mask_w":264,"mask_h":264},{"label":"water","instance_id":"3","mask_svg":"<svg viewBox=\"0 0 264 264\" xmlns=\"http://www.w3.org/2000/svg\"><path fill=\"white\" fill-rule=\"evenodd\" d=\"M160 6L163 8L167 7V3L165 0H158ZM104 6L100 7V10H102ZM172 12H175V10H172ZM138 22L134 19L129 20L128 27L131 30H134L138 35L144 36V37H151L153 36V29L151 27L147 26H140L143 21L145 20L143 15H138L137 17ZM49 18L47 16H40L36 21H33L31 23L34 27L44 26L49 23ZM180 25H182V22H179ZM155 27V25H154ZM204 27L208 29L210 27L209 23H205ZM264 37V30H257V31H251L249 32L245 38L249 41H251L256 48H259L264 51V47L261 46V39ZM187 39L182 40V42H186ZM95 48L97 52L101 55L106 56H119L122 59H126L130 57V52L127 50L124 46H118L115 43L111 42L109 38H106L104 41L97 42L95 45ZM144 55H147V52H144ZM157 60H162V57L157 58ZM157 82H159V78H155ZM162 87L164 89L169 88V85L167 83H163ZM177 94V90L175 88H171V95L174 97ZM203 94L198 95V100L202 99ZM50 98V91L42 92V93H36V94H29L26 95L19 100L14 102V111L16 114L24 117L27 122L24 128L16 134H9L8 138L13 140H18L38 125V122L41 120V118L46 114L47 108H48V102ZM187 101L190 99H186ZM190 108L192 109V112L186 117L185 122L189 124L192 121L196 120V114L200 110V107L198 104L191 103ZM127 110L130 113H134L137 110H139V107L133 103H130L127 106ZM168 115L163 112V117L161 119L162 122H167ZM180 145L182 147H186L188 145V138H182L180 141ZM71 151L69 149H63L61 151L60 157L63 161L70 163L72 161ZM100 173V168H96L92 175H97ZM264 206V195L256 196L253 198H244L241 208L243 210H254L261 214H264V211H261V207ZM54 215L57 214V212H53ZM259 225L261 226L263 223L258 221ZM128 231L132 235L133 238L149 245L152 247H165L170 244H172L173 239L172 237L162 228L155 226L151 223L142 222L136 218H133L131 221L128 222ZM154 234H159L156 236V239L158 240L157 243H149L148 238L153 237ZM11 258L15 260H21L23 259L24 255L19 251V249L15 248L11 252ZM84 256V252L76 251L73 253L74 258H80ZM62 257L66 260H70V255L66 252H62Z\"/></svg>","mask_w":264,"mask_h":264},{"label":"snow or ice","instance_id":"4","mask_svg":"<svg viewBox=\"0 0 264 264\" xmlns=\"http://www.w3.org/2000/svg\"><path fill=\"white\" fill-rule=\"evenodd\" d=\"M261 46L264 47V37L261 39ZM261 211H264V206L261 207ZM159 234H154L153 237L148 238L149 243H157L158 240L156 239V236Z\"/></svg>","mask_w":264,"mask_h":264}]
</instances>
